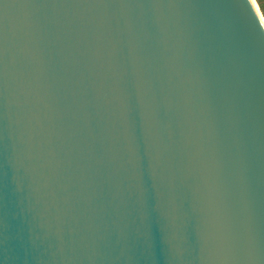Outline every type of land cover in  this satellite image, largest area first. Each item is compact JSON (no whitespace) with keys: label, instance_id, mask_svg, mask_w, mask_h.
Instances as JSON below:
<instances>
[{"label":"water","instance_id":"1","mask_svg":"<svg viewBox=\"0 0 264 264\" xmlns=\"http://www.w3.org/2000/svg\"><path fill=\"white\" fill-rule=\"evenodd\" d=\"M0 264H264L250 0H0Z\"/></svg>","mask_w":264,"mask_h":264},{"label":"trees","instance_id":"2","mask_svg":"<svg viewBox=\"0 0 264 264\" xmlns=\"http://www.w3.org/2000/svg\"><path fill=\"white\" fill-rule=\"evenodd\" d=\"M263 18H264V0H255Z\"/></svg>","mask_w":264,"mask_h":264},{"label":"bare ground","instance_id":"3","mask_svg":"<svg viewBox=\"0 0 264 264\" xmlns=\"http://www.w3.org/2000/svg\"><path fill=\"white\" fill-rule=\"evenodd\" d=\"M250 1L252 2V5L254 6V8L256 10V13L258 14V17L260 18V21H261V23H262V25L264 27V19H263V17L259 13L260 10H258V8H257L256 3L254 2V0H250Z\"/></svg>","mask_w":264,"mask_h":264},{"label":"rangeland","instance_id":"4","mask_svg":"<svg viewBox=\"0 0 264 264\" xmlns=\"http://www.w3.org/2000/svg\"><path fill=\"white\" fill-rule=\"evenodd\" d=\"M263 17V16H262ZM264 19V18H263Z\"/></svg>","mask_w":264,"mask_h":264}]
</instances>
